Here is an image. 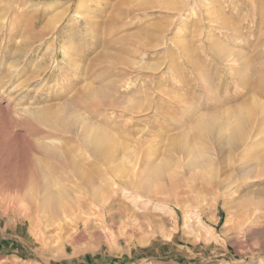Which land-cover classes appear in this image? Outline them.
<instances>
[{"label":"rangeland","instance_id":"374dc122","mask_svg":"<svg viewBox=\"0 0 264 264\" xmlns=\"http://www.w3.org/2000/svg\"><path fill=\"white\" fill-rule=\"evenodd\" d=\"M79 2L0 0V264H264V0Z\"/></svg>","mask_w":264,"mask_h":264},{"label":"bare ground","instance_id":"6f19581e","mask_svg":"<svg viewBox=\"0 0 264 264\" xmlns=\"http://www.w3.org/2000/svg\"><path fill=\"white\" fill-rule=\"evenodd\" d=\"M134 7V6H133ZM149 6H147L144 2H140L138 5H136V7L135 8H137V10H144V9H146V8H148ZM80 9H81V0H80V2H79V6L77 7V11H80ZM133 10H131V9H129L128 11H127V16H129V15H131V13H133L134 12V8H132ZM87 10V9H86ZM80 13V12H79ZM78 15V14H77ZM80 15V14H79ZM79 18V17H78ZM77 18V19H78ZM93 19V18H92ZM76 20V19H75ZM77 22V21H76ZM92 22V21H91ZM79 23V22H78ZM94 23V22H93ZM93 24H90L89 26H88V28H91V27H93L92 26ZM98 25V24H97ZM95 26V25H94ZM92 29V28H91ZM97 32H98V30H97ZM229 56H232V55H229ZM228 56V57H229ZM227 57V58H228ZM226 58V59H227ZM225 59V60H226ZM87 87V86H86ZM89 99V98H88ZM100 100V99H99ZM102 102V101H101ZM102 104V103H101ZM259 106V105H258ZM264 106V105H263ZM262 107V106H261ZM252 113V112H251ZM75 115V114H74ZM240 116V115H239ZM247 116V115H246ZM256 117V116H255ZM71 118V117H70ZM73 118H75V116L73 117ZM78 119L76 120V118H75V120H73L74 121V124H78L79 125V123L81 122V124L82 123H84L83 121H82V117L81 116H79V117H77ZM72 119V118H71ZM240 119V118H239ZM70 121V120H69ZM72 121V120H71ZM70 121V123H73V121L71 122ZM246 121V120H245ZM249 122H251V121H249ZM67 124H68V121H67ZM253 124H254V122H253ZM236 125V124H235ZM234 125V126H235ZM251 126L250 127H252V124H250ZM237 126H238V124H237ZM244 126V125H243ZM242 126V127H243ZM246 126V125H245ZM254 126V125H253ZM233 127V126H232ZM82 128H83V126H80L79 127V129L77 128V127H75V133H76V131H77V133L78 134H81V132H83L82 131ZM205 129V128H204ZM244 129H247L246 127L244 128ZM244 129H242V130H244ZM250 129H252V128H250ZM254 129V128H253ZM252 129V130H253ZM252 130H250V131H252ZM243 132V131H242ZM244 132H246V131H244ZM247 132L249 133V131L247 130ZM253 132V131H252ZM233 135H234V130L232 131V132H230L229 131V134L228 135H226V137H228L229 139H232V137H233ZM240 135H241V133H240ZM244 136L246 137L247 136V134H245L244 133ZM253 135H249V138L250 137H252ZM248 138V137H247ZM226 140H221L220 142L221 143H217V145L215 146V148H213L211 151H206V152H208L211 156L213 155V156H215L216 155V152H215V150H218V147L221 149V145H224L226 142H225ZM232 141V140H231ZM244 141V140H243ZM229 143H231V142H229ZM243 146V145H242ZM232 147H234V146H232ZM236 149V148H235ZM57 152V151H56ZM65 159V158H64ZM212 160V159H211ZM256 163H253V162H250V163H248L247 161H245V163H241L240 165H238V166H236L235 168H234V170H235V173H236V175H238L239 177H241V178H246V177H248V175L250 174V172H252L253 171V169H255V168H257V166L255 165ZM190 167H188V169H190L189 171H196L197 172V170H199V171H201L200 169L202 168V164H201V162L200 161H194L193 163L191 162L190 163V165H189ZM156 168H158V170L152 175V180H151V182H147L146 184H144V185H142V186H140V188L142 189V190H144L145 192H149L150 190H151V188H152V186H156V184H153V182H158L159 181V179H161L162 177H163V175H164V173L166 172L165 171V168H163V167H156ZM154 171V170H153ZM167 171H168V169H167ZM167 174H169V173H167ZM168 176V175H167ZM170 176H174L172 173L171 174H169V177ZM250 176V175H249ZM148 177V176H147ZM163 179V178H162ZM176 179V178H175ZM228 179V178H227ZM229 179H231V178H229ZM234 179V177L231 179L232 181H229V182H225V183H220V182H217L216 184H217V187H221V188H223L224 187V189L225 188H229L234 182H235V179ZM17 180H19V179H17ZM16 180V181H17ZM24 180V179H23ZM179 181H181L180 179H178ZM227 181V180H226ZM15 183V182H14ZM175 183V182H174ZM173 184V183H172ZM14 185V184H13ZM16 185V184H15ZM55 185V184H54ZM171 185V184H170ZM23 186H24V184H23ZM177 186V185H176ZM15 187V186H14ZM163 187V186H162ZM174 187V186H173ZM172 187V188H173ZM15 188H17V187H15ZM139 189V188H138ZM46 191V190H45ZM64 191V190H63ZM155 193L154 194H160L161 192H158V191H154ZM164 192V191H163ZM141 197V196H140ZM143 197H145V196H143ZM142 198V197H141ZM15 200H16V198H14ZM34 200V199H33ZM53 202H55L54 200H53ZM29 206V205H28ZM75 206V205H74ZM81 209H82V207H80ZM27 211V210H26ZM79 212V211H78ZM64 215H67V213L65 212V211H63L62 212V216H64ZM250 226V225H249Z\"/></svg>","mask_w":264,"mask_h":264}]
</instances>
